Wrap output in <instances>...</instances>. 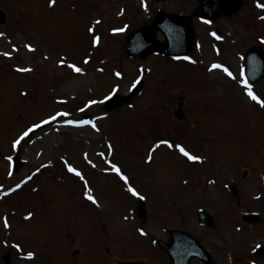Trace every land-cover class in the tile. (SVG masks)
Wrapping results in <instances>:
<instances>
[{
    "label": "rangeland",
    "instance_id": "1",
    "mask_svg": "<svg viewBox=\"0 0 264 264\" xmlns=\"http://www.w3.org/2000/svg\"><path fill=\"white\" fill-rule=\"evenodd\" d=\"M196 5L0 0V195L17 187L0 201V264L3 254L8 264H162L153 241L179 224L175 210L190 205L196 183L228 164L253 175L264 165V76L248 85L241 70L246 48L264 51V0L208 24L192 17L188 56L124 52L156 8ZM140 77L128 104L105 110ZM179 103L183 121L172 115Z\"/></svg>",
    "mask_w": 264,
    "mask_h": 264
},
{
    "label": "flooded vegetation",
    "instance_id": "2",
    "mask_svg": "<svg viewBox=\"0 0 264 264\" xmlns=\"http://www.w3.org/2000/svg\"><path fill=\"white\" fill-rule=\"evenodd\" d=\"M200 208L211 215L210 227L200 224ZM245 214L253 217L246 219ZM177 217L179 228L205 250L202 256L193 249L189 264H264L263 176L244 171L240 176L210 178L207 193L181 206Z\"/></svg>",
    "mask_w": 264,
    "mask_h": 264
},
{
    "label": "water",
    "instance_id": "3",
    "mask_svg": "<svg viewBox=\"0 0 264 264\" xmlns=\"http://www.w3.org/2000/svg\"><path fill=\"white\" fill-rule=\"evenodd\" d=\"M201 8L196 10V14L214 18L220 14L231 13L238 9L240 5L239 0H201ZM5 20L4 14L0 11V23ZM161 29L167 35L165 43H159L154 38V31ZM193 35L189 18L178 15H167L159 13L151 25L142 27L125 39L126 52L132 55L145 56L152 51L167 52L172 54L187 53L193 46ZM264 72V56L258 49H249L247 55V74L250 81H254L260 77ZM142 81L132 89L131 96H133L141 87ZM129 99L125 97L115 96L106 104L108 110L115 108ZM177 118H182L183 113L177 111L175 113ZM20 164L17 163V166ZM140 205V212H141ZM172 241L170 245H163L158 243L167 251H169L170 264L176 262V231H171ZM7 261V256H4ZM124 264V263H123Z\"/></svg>",
    "mask_w": 264,
    "mask_h": 264
},
{
    "label": "snow or ice",
    "instance_id": "4",
    "mask_svg": "<svg viewBox=\"0 0 264 264\" xmlns=\"http://www.w3.org/2000/svg\"><path fill=\"white\" fill-rule=\"evenodd\" d=\"M76 70L79 71V69H76ZM249 95L252 96L253 99H256V97L253 96L251 92H249ZM181 151L183 152L184 150L181 149ZM184 154H185L186 156L188 155L187 152H184ZM189 158H190V159H195L194 157H189ZM70 170H71V169H70ZM77 175H79V173H77ZM89 199H92V197H89Z\"/></svg>",
    "mask_w": 264,
    "mask_h": 264
},
{
    "label": "bare ground",
    "instance_id": "5",
    "mask_svg": "<svg viewBox=\"0 0 264 264\" xmlns=\"http://www.w3.org/2000/svg\"><path fill=\"white\" fill-rule=\"evenodd\" d=\"M45 127H48V125L47 126H45ZM39 132L40 131V129L39 128H37L34 132H33V134L35 133V132Z\"/></svg>",
    "mask_w": 264,
    "mask_h": 264
}]
</instances>
